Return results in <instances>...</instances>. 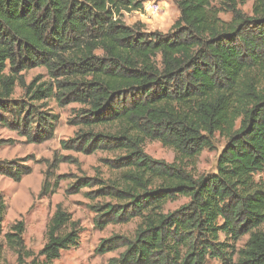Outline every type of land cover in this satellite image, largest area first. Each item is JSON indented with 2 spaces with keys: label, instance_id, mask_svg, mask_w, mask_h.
<instances>
[{
  "label": "trees",
  "instance_id": "obj_1",
  "mask_svg": "<svg viewBox=\"0 0 264 264\" xmlns=\"http://www.w3.org/2000/svg\"><path fill=\"white\" fill-rule=\"evenodd\" d=\"M171 1L178 17L161 33L125 24L144 0H0V124L42 143L58 121L45 101L80 106L69 122L78 130L60 149L114 157L102 160L107 177L73 186H96L85 194L98 200L95 229L137 220L131 237L99 241L96 254L122 249L105 264H264V177L255 179L264 173V0ZM248 2L250 15L240 9ZM33 68L48 81L27 85L21 72ZM17 87L26 101L13 98ZM215 134L225 140L215 172L195 176ZM147 140L170 148L173 161L149 157ZM54 161L56 169L65 158ZM29 173L0 161L14 182ZM53 177L46 172L40 196L55 193ZM178 198L187 201L166 211ZM5 214L0 195V236ZM24 231L19 221L4 235L17 263L53 264L78 245L81 228L57 204L38 253Z\"/></svg>",
  "mask_w": 264,
  "mask_h": 264
},
{
  "label": "rangeland",
  "instance_id": "obj_2",
  "mask_svg": "<svg viewBox=\"0 0 264 264\" xmlns=\"http://www.w3.org/2000/svg\"><path fill=\"white\" fill-rule=\"evenodd\" d=\"M147 1L158 3L160 12L155 16H148L149 19L146 21L148 27L145 26V29L148 32H168L171 24L178 17V11L173 2L165 0L166 5L163 0H144V3ZM213 4L217 6V0H214ZM240 9L245 14L250 15L251 2L246 3ZM135 13L124 14L125 24L132 25L140 22V15ZM219 18L227 22L231 19V15L221 12ZM21 75L27 85L37 77L41 81H48L44 68H33L21 72ZM23 94V91L17 87L13 98L26 101ZM44 104L51 114L57 116L58 121L53 136L42 143H29L27 138L20 134L21 129L14 131L0 124V142H4L0 144V161L15 160L18 165L30 169V173L23 176L19 182H14L0 174V195L6 205V214L0 236V264H18L17 256L7 247L4 235L19 221L24 223L23 241L26 249L33 254L40 251L45 243L47 224L57 204H61L72 219L78 222L81 233L78 245L61 252L59 259L53 261V264H105L110 258L116 257L122 249L104 255L96 254L95 249L99 241L113 234L131 237L137 220H131L127 223H112L101 231L95 229L93 225L95 214L91 211L90 206L96 204L98 200L91 201L85 194L95 190L96 186L78 189L73 185L79 178H93L99 173L107 177L109 172L102 160L111 159L114 154L101 148L87 155L60 149L59 143L72 138L78 130V127L69 122L72 111L79 109L80 106L71 103L61 107L53 99L45 101ZM214 138L213 149H205L199 155L196 167L192 171L195 176L215 172L216 161L225 145V140L218 134H215ZM144 152L153 159L164 160L168 163L174 159V152L170 148L163 147L158 141L147 140L144 145ZM60 157H64L65 161L56 164V169H54V160ZM46 172L54 174V180L52 178L50 180L51 184H54L55 178H58V186L54 194L45 197L40 196L39 193ZM261 176L264 177V173L256 175L255 179L257 180ZM186 201L185 198H178L174 202H168L165 205V210L172 211ZM245 240L246 237L242 238L237 247L243 246ZM208 264H218V262L210 261Z\"/></svg>",
  "mask_w": 264,
  "mask_h": 264
},
{
  "label": "built area",
  "instance_id": "obj_3",
  "mask_svg": "<svg viewBox=\"0 0 264 264\" xmlns=\"http://www.w3.org/2000/svg\"><path fill=\"white\" fill-rule=\"evenodd\" d=\"M160 12L158 3L147 1L143 4L142 10L140 12H137L140 15V18L148 21V16H155Z\"/></svg>",
  "mask_w": 264,
  "mask_h": 264
},
{
  "label": "crops",
  "instance_id": "obj_4",
  "mask_svg": "<svg viewBox=\"0 0 264 264\" xmlns=\"http://www.w3.org/2000/svg\"><path fill=\"white\" fill-rule=\"evenodd\" d=\"M163 2L167 5V3H166V1L165 0H163ZM135 13V12H134ZM136 14V13H135ZM140 19V22L142 23V24H144L145 26H146V28L148 27V24H147V22L145 21V20H143V19H141V18H139ZM171 23H172V21H171ZM170 23V24H171ZM174 23V22H173ZM173 23L171 24V25H173ZM170 24H169V26H170Z\"/></svg>",
  "mask_w": 264,
  "mask_h": 264
}]
</instances>
